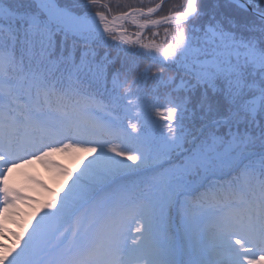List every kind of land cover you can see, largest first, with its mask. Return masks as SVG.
<instances>
[{"label": "snow or ice", "instance_id": "obj_1", "mask_svg": "<svg viewBox=\"0 0 264 264\" xmlns=\"http://www.w3.org/2000/svg\"><path fill=\"white\" fill-rule=\"evenodd\" d=\"M165 6L0 0V237L14 170L94 154L0 264H264V0Z\"/></svg>", "mask_w": 264, "mask_h": 264}, {"label": "rangeland", "instance_id": "obj_2", "mask_svg": "<svg viewBox=\"0 0 264 264\" xmlns=\"http://www.w3.org/2000/svg\"><path fill=\"white\" fill-rule=\"evenodd\" d=\"M54 154L62 156L55 161ZM54 154L49 158L50 161H52L53 164H59L66 167H49L40 162H35L33 164L26 165L23 168L14 170L10 175L9 187L21 190L24 195L32 197L33 199L29 202L19 203L16 209L11 210V212H16L18 215H11V213L5 215L3 223L5 228L8 229L5 233L7 239L0 237V243L8 245L10 248L13 247L15 244V237L12 233L15 232L17 235L25 236L27 232L26 230L30 226V222L31 224L35 223L33 217L38 218L40 208H42V212L44 206L55 197L56 193H61V189L64 192L67 190L65 182L67 178L62 174V168L70 167L75 171L74 175H77L83 169L84 165L87 164L89 160L94 158V154H88L82 151ZM45 173H47V175ZM46 180L54 181L56 186L54 190L58 189V192H43L41 194L42 199L38 200L35 196V192H38L37 185L40 183L37 182L42 183ZM68 181L69 182L67 184H70L71 181ZM60 184L62 185L60 186ZM29 230L31 231V226L29 227Z\"/></svg>", "mask_w": 264, "mask_h": 264}, {"label": "trees", "instance_id": "obj_3", "mask_svg": "<svg viewBox=\"0 0 264 264\" xmlns=\"http://www.w3.org/2000/svg\"><path fill=\"white\" fill-rule=\"evenodd\" d=\"M111 2L113 4H115L116 0H111ZM132 2H133V0L120 1L121 4L132 3ZM135 2H138V0H135ZM148 3H151L153 6H155V4L159 3V0H145V4L147 5ZM181 3H183V0H165L166 6L162 10H158L157 13H154L153 18H159V15L161 14V12L166 14L170 8H172L175 5H179ZM125 27L128 29L127 34L129 36H132L133 39H135L134 33L139 31V29L135 25L128 24V23L125 24ZM165 27L172 28L174 26H168V25H159V26H155V27L152 26L151 28L147 29V31L145 32V37H147L148 39H151L152 38L151 33L158 31L160 33V35L158 37H155V39H156L157 43H160L164 38ZM145 37H142L141 39H144L145 42H147V39H145ZM164 42L167 43V41H164ZM145 64H146V61H142L141 67L145 66ZM129 163H131V162H129ZM177 223H179L178 219H177ZM174 235H176V233H174Z\"/></svg>", "mask_w": 264, "mask_h": 264}]
</instances>
